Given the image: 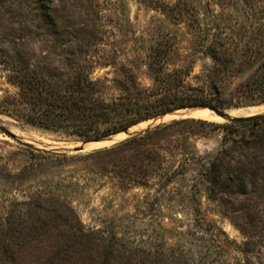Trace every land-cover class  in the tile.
Masks as SVG:
<instances>
[{"label": "rangeland", "instance_id": "374dc122", "mask_svg": "<svg viewBox=\"0 0 264 264\" xmlns=\"http://www.w3.org/2000/svg\"><path fill=\"white\" fill-rule=\"evenodd\" d=\"M263 60L264 0H0V264H57V239L82 234L112 244L114 264L128 254L136 264H264V160L234 145L222 175L239 174L245 190L212 199L203 182L210 160L254 125L168 117L129 146L68 151L87 139L27 122L17 82L65 92L90 79L111 100L180 70L185 84L211 81L215 106L241 108L264 102L244 87ZM21 237L30 241L15 245Z\"/></svg>", "mask_w": 264, "mask_h": 264}, {"label": "trees", "instance_id": "16d2710c", "mask_svg": "<svg viewBox=\"0 0 264 264\" xmlns=\"http://www.w3.org/2000/svg\"><path fill=\"white\" fill-rule=\"evenodd\" d=\"M181 72L180 70H174L166 73L164 78L156 73L153 88L138 90V93L134 96L120 95L111 100H106L99 95L94 82L90 79L77 78L75 87L65 92H61L50 85V83L40 78H33V76L22 75L17 77V82L21 91V99L28 105L27 111L23 114L27 122L50 129L63 130L65 133L93 140L123 130L141 120L177 108L220 104L218 97L215 96L217 89L211 85V81L206 80L208 84L202 83L196 86L185 84ZM162 84L165 85L166 94L158 99L160 105L158 106L159 108H155L157 106L153 107L150 97L153 94H159L158 90L163 88ZM244 87L247 91L256 94L258 101H264V60L256 74L245 82ZM230 107L236 108L238 106ZM184 121L205 122L200 119L184 118L173 123ZM262 122H264V116L225 123V125L247 123L254 125L255 129L239 139H232L233 144L231 147L220 150L210 160L208 167L203 173L204 187L209 198L216 199L218 196L227 193L231 194L233 191L240 192L245 190V182L240 179L239 174L230 172L227 176L222 175L226 163L225 158L232 147L238 145L244 155L248 153L249 149L256 150V156L263 161L264 149L262 147L264 148V143L262 139L257 137L262 131ZM164 127L165 125L157 126L153 130H147L143 135L126 138L115 146L98 149L95 152H107L115 148L129 146L147 138L146 136L153 131H159ZM23 144L32 147L27 143ZM34 149L45 152L41 149ZM28 241L30 240L21 237L20 239H15L13 243L21 246ZM56 247L51 257L52 259L55 258L57 264L84 258L88 259L90 264H114V260L120 257V254L114 252L116 248L112 244L109 248H105L100 239L90 237L88 234L58 238ZM6 257V255L0 256V261L4 262L3 260ZM123 259L121 264L137 263L130 254L123 256Z\"/></svg>", "mask_w": 264, "mask_h": 264}, {"label": "bare ground", "instance_id": "6f19581e", "mask_svg": "<svg viewBox=\"0 0 264 264\" xmlns=\"http://www.w3.org/2000/svg\"><path fill=\"white\" fill-rule=\"evenodd\" d=\"M226 112L229 114V116H244V115H251V114H255V113H263L264 112V102L258 105H253V106H246V107H241V108H233L232 110H230V108L225 109ZM180 113H188L189 116L191 117H198V118H202V119H207V120H213V121H221V120H225L222 117L216 115L215 113H213L212 111H210L208 108H199V109H195L194 111H188L186 109H182L173 113H167L165 114L164 117H157L156 120L150 119L148 121H144L142 123V125L140 127H138L140 124H136L133 126V130L138 131V130H142L145 127L149 126L151 124V122H155V121H160V120H165L168 117H177L176 115ZM172 118V119H173ZM138 127V128H136ZM125 137V134L123 132L118 133L115 136H110V137H106L100 141H96L95 144L96 145H105V144H109V143H113L115 141H118L122 138ZM107 139H109L110 141H107ZM94 143V142H91ZM88 143V147L90 146Z\"/></svg>", "mask_w": 264, "mask_h": 264}, {"label": "water", "instance_id": "95a60500", "mask_svg": "<svg viewBox=\"0 0 264 264\" xmlns=\"http://www.w3.org/2000/svg\"><path fill=\"white\" fill-rule=\"evenodd\" d=\"M199 108H208L210 111H212L213 113H215L216 115L222 117L223 119H225L227 121H242V120L255 119V118H259V117H263L264 116V112H263V113H255V114H251V115L233 116L232 117V116H229V114L226 112L225 108H221V107H218V106H215V105H211V106L193 105V106H186V107H183V108H178V109L170 111V112H164V113H162V114H160L158 116H155V117H153L151 119L156 120L157 117H161L162 118L167 113H173V112H176V111H179V110H182V109H186L188 111H194L195 109H199ZM176 116L177 117H175V118H193V117L189 116L188 113H186V114H184V113H180L179 114L178 113ZM148 120L149 119L144 120V121H148ZM152 125L153 124H151L150 126L145 127L144 129H146L148 127H151ZM133 126L134 125L129 126V127L125 128L123 130L111 133L110 135H108L106 137L115 136L118 133L123 132L125 134V137L123 139H125V138H129V137L135 135L136 133L144 130V129H142V130L135 131V130H133ZM106 137H104V138H106ZM104 138H102V139H104ZM102 139H94V140L83 141V142H81L80 145L75 146L71 150H68V151H74V152L84 151V150H86L88 148V143L100 141ZM123 139H121V140H123Z\"/></svg>", "mask_w": 264, "mask_h": 264}]
</instances>
